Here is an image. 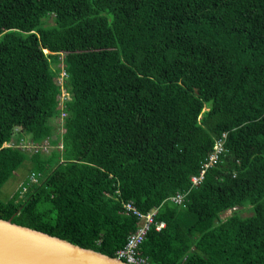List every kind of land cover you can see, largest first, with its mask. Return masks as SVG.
Returning <instances> with one entry per match:
<instances>
[{
  "label": "trees",
  "instance_id": "1",
  "mask_svg": "<svg viewBox=\"0 0 264 264\" xmlns=\"http://www.w3.org/2000/svg\"><path fill=\"white\" fill-rule=\"evenodd\" d=\"M27 160L0 220L115 258L132 203L147 264H264V0H0V189Z\"/></svg>",
  "mask_w": 264,
  "mask_h": 264
},
{
  "label": "water",
  "instance_id": "2",
  "mask_svg": "<svg viewBox=\"0 0 264 264\" xmlns=\"http://www.w3.org/2000/svg\"><path fill=\"white\" fill-rule=\"evenodd\" d=\"M0 264H126L92 250L0 220Z\"/></svg>",
  "mask_w": 264,
  "mask_h": 264
},
{
  "label": "built area",
  "instance_id": "3",
  "mask_svg": "<svg viewBox=\"0 0 264 264\" xmlns=\"http://www.w3.org/2000/svg\"><path fill=\"white\" fill-rule=\"evenodd\" d=\"M61 122L62 121H60V124ZM57 129L61 131V128L59 126ZM224 138H225V135H223L220 140L216 141L213 152L210 154L209 158L201 165L200 175L196 176L195 178H192L191 182L193 186L201 182L206 170L217 161L219 155L223 152ZM45 144L46 143H43L39 145L38 147H32V150H34V152L40 151L41 154H44L42 151L47 153L49 152V147L48 145L43 146ZM40 146H43V147H40ZM39 179H40V176H36V175L29 176L28 184L26 187H22V190L20 192V197H22L26 193L28 188H30L33 185H37L39 183L38 181ZM184 197L185 196L176 195L175 197L171 199V201L174 204L181 205L183 204ZM122 209L125 215L133 216L137 219V228L133 233H131L127 237L124 247L116 252L115 258L126 264H147V259L140 256L139 248L142 245L147 232L153 225H159L160 229H163L165 225L163 223L154 222L153 218L156 214V211H152L148 214H141L139 211L136 210V208L133 206L132 203H122Z\"/></svg>",
  "mask_w": 264,
  "mask_h": 264
},
{
  "label": "rangeland",
  "instance_id": "4",
  "mask_svg": "<svg viewBox=\"0 0 264 264\" xmlns=\"http://www.w3.org/2000/svg\"><path fill=\"white\" fill-rule=\"evenodd\" d=\"M56 121L53 122V124H55ZM20 131L19 130H14V133L17 134L19 133ZM61 134L64 133V131L62 130L60 132ZM23 137H25L24 139V143H26V145H29L30 144V138H28V136L24 135ZM10 147V144L9 143H5L3 144L2 148H9ZM32 147H38L37 145H32V146H27V150H26V153L28 154H34V150H32ZM44 154L43 155H47L46 152L42 151ZM30 154V155H31ZM213 166V165H212ZM32 166L30 164V162L27 160L13 175V177L3 185V187L0 189V201L1 202H7L8 200H10L14 194L17 193V191L21 188V187H26L24 186V184L27 182L28 180V176H29V172L31 170ZM204 176V175H203ZM40 180L39 179V183L37 185L40 184ZM28 184V182H27ZM33 186H36V185H33ZM172 199V198H171ZM170 199V200H171ZM172 202V201H171ZM173 203V202H172ZM174 204V203H173ZM177 205V204H175ZM157 212V210H155ZM236 212L239 213L240 217H248L251 215V212H250V208L249 207H246V208H237L235 209ZM234 211L233 210H228L226 211L225 213H223L220 218L221 220H225L227 217H229ZM154 220V218H153ZM155 224V223H154ZM153 225V224H152ZM152 227H154V229L159 232L160 230V226L159 225H153Z\"/></svg>",
  "mask_w": 264,
  "mask_h": 264
},
{
  "label": "bare ground",
  "instance_id": "5",
  "mask_svg": "<svg viewBox=\"0 0 264 264\" xmlns=\"http://www.w3.org/2000/svg\"><path fill=\"white\" fill-rule=\"evenodd\" d=\"M35 152H39V151H35ZM201 169V168H200ZM193 178H195V177H193ZM202 180H203V178H202ZM201 180V181H202ZM191 181H192V178H191ZM192 183V182H191ZM200 184V183H199ZM199 184H197V185H195V186H199ZM193 186V185H192Z\"/></svg>",
  "mask_w": 264,
  "mask_h": 264
},
{
  "label": "clouds",
  "instance_id": "6",
  "mask_svg": "<svg viewBox=\"0 0 264 264\" xmlns=\"http://www.w3.org/2000/svg\"><path fill=\"white\" fill-rule=\"evenodd\" d=\"M45 53H47V52H45ZM226 137V136H225ZM29 189V188H28ZM21 190H22V187L20 188V190H19V197H20V192H21ZM27 192V191H26Z\"/></svg>",
  "mask_w": 264,
  "mask_h": 264
}]
</instances>
